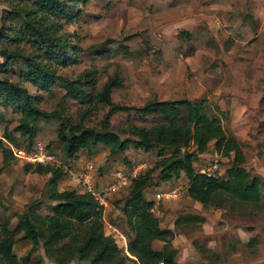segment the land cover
<instances>
[{
    "label": "rangeland",
    "instance_id": "1",
    "mask_svg": "<svg viewBox=\"0 0 264 264\" xmlns=\"http://www.w3.org/2000/svg\"><path fill=\"white\" fill-rule=\"evenodd\" d=\"M62 1L69 19L60 20L65 31L63 38L69 46L76 45L79 53L76 64L57 68L60 77L72 80L93 66L97 71L94 86L99 89L107 76L118 75L121 87L113 89L110 95L116 106L138 107L152 98L197 100L204 97L207 112L219 119L226 135L242 142L245 169L262 182L263 193L256 203L246 204L220 194L216 205L202 206L187 196V179L183 173L164 180L154 170L144 194L160 227L173 232L169 244L174 261L177 264H264V0H85L76 7L68 5V0ZM8 7L7 0H0V28L9 23L2 14ZM11 23L18 25L20 21ZM179 31H186L188 38L177 36ZM4 43L0 39V46ZM120 45L126 46L128 55ZM21 64L13 61L8 69L0 71V77L18 81ZM22 85L30 93L41 96L38 106L45 111L58 108L57 102L64 94L57 86H52L47 94L35 92L27 82ZM108 109L106 105L94 106L83 123L95 126ZM62 113L77 120L78 103L64 99ZM0 116V143L6 146L1 137L3 127L11 131L19 115L13 108L0 107ZM156 122L153 115L138 118L133 110L115 109L109 117V128L125 139L128 136L120 131L128 123L149 127ZM57 126L55 119L40 118L34 124L31 139L53 146L63 171L55 185L46 184L48 175L24 173L23 163L11 156L3 166L0 154V222L8 220L12 226L23 205L34 199L40 201L35 212L48 214L53 202L47 195L56 189H73L66 181V173L79 169L81 162L92 163V179L100 189L114 171L136 176L169 153L159 148L144 151L129 145L123 152L110 155L106 147L97 145L90 153L82 149L74 159H67L55 138ZM10 134L19 145L26 142L17 132ZM229 159L216 152L211 141L207 152L198 156L193 166L198 173L204 169L221 178ZM214 161L215 168H211ZM128 185L113 194L103 209L105 235L114 234L111 230L114 228L126 241L131 234L120 207ZM156 193H160V198H155ZM185 215H194L199 220L181 219L177 225L173 224L176 217ZM162 244L157 240L152 248L160 249ZM29 247L30 242L21 233L15 236L13 253L19 264H53L41 249L28 253Z\"/></svg>",
    "mask_w": 264,
    "mask_h": 264
},
{
    "label": "trees",
    "instance_id": "2",
    "mask_svg": "<svg viewBox=\"0 0 264 264\" xmlns=\"http://www.w3.org/2000/svg\"><path fill=\"white\" fill-rule=\"evenodd\" d=\"M7 2L9 7L2 14L9 23L0 28V39L6 43L0 46V71L8 69L13 61L18 60L22 64L18 81L0 77V107H10L17 112V124L11 131L17 132L26 142L19 145L11 137V131L3 127L1 137L6 143V146L0 143L3 166L10 156L15 159L8 144L28 147L36 140L31 139L35 133L34 124L40 118L58 121L55 138L67 159H74L82 149L90 153L96 145L106 147L110 155L123 152L129 145L144 151L159 148L169 153L156 161L149 170L133 177L128 185L129 190L120 210L131 234L127 241L130 257L118 249L113 237L105 235L103 208L91 195L77 193L73 189H56L47 195V199L53 202L48 214L35 212L40 201L34 199L23 205L22 212L16 216L12 226L8 220L0 222V264H19L13 253V245L15 236L20 233L30 242L28 253L41 249L44 257L53 264H177L169 244L173 232L160 227L157 217L150 211L151 202L144 194L156 169L164 180L177 178L183 173L187 179V196L202 206L216 205L220 194L246 204L256 203L260 199L262 182L250 175L243 166L242 142L232 135H226L219 119L207 112L204 97L197 100L152 98L138 107L116 106L110 95L113 89L121 87L118 75L107 76L96 89L94 82L97 71L93 66L82 70L72 80L63 79L56 72L57 68L78 62L79 49L76 45L69 46L70 43L63 38L65 31L60 20H69L64 1ZM84 2L68 0L67 4L76 7L77 3ZM17 19L20 24L11 23ZM177 36L188 38V33L179 31ZM108 42L114 40L108 39ZM120 47L124 54H129L126 46ZM100 48L105 51V48ZM19 81H22L21 84ZM25 82L35 92L49 94L52 86L61 88L64 94L57 102L58 108L51 111L41 109L38 106L41 96L30 93L22 85ZM66 98L78 103L77 120L62 113L63 100ZM98 104L106 105L109 109L95 126L85 125L83 120L86 115ZM214 108L219 111L217 106ZM115 109L133 110L138 118L153 115L157 122L149 127L128 123L120 131L128 137L122 139L109 128V117ZM211 141L216 152L230 158L221 178L198 173L193 166ZM45 146L54 151L50 143ZM22 170L24 173L48 175L47 185H55L63 175L61 167L52 164L25 163ZM181 219L187 222L199 220L194 215L178 216L173 224L177 225ZM154 240L163 242L160 249L152 248Z\"/></svg>",
    "mask_w": 264,
    "mask_h": 264
},
{
    "label": "built area",
    "instance_id": "3",
    "mask_svg": "<svg viewBox=\"0 0 264 264\" xmlns=\"http://www.w3.org/2000/svg\"><path fill=\"white\" fill-rule=\"evenodd\" d=\"M8 147L11 151L13 157L23 164H52L58 166L59 162L56 158L54 151L46 148L45 144L40 140H34L31 145L28 147H15L8 144ZM215 162L211 168H215ZM79 169L73 171H68L66 173V181L70 182L73 186V190L77 193H85L91 195L95 201L101 205L104 209L108 202L107 200L119 190L128 185L129 181L127 177H135L134 175L125 174L122 170H116L112 173L111 178L107 183L100 189L96 188L95 183L92 179L91 167L92 163L90 161L81 162ZM199 173L205 174L206 176H213L210 173L206 172L204 169H201ZM155 198H160V193H156ZM152 212V209L150 208ZM112 233L110 236L113 237L117 247L122 251L123 254L129 256L127 250V241L123 234L119 233L116 229L111 228ZM117 240L119 243H117Z\"/></svg>",
    "mask_w": 264,
    "mask_h": 264
},
{
    "label": "crops",
    "instance_id": "4",
    "mask_svg": "<svg viewBox=\"0 0 264 264\" xmlns=\"http://www.w3.org/2000/svg\"><path fill=\"white\" fill-rule=\"evenodd\" d=\"M97 146V145H96ZM96 146L94 147V149L96 148ZM207 150H208V148L203 152V153H201L199 156L201 157L202 155H204L206 152H207ZM76 169V168H75ZM104 176V175H103ZM102 178V177H101ZM60 180V179H59ZM58 180V181H59ZM187 187V186H186ZM155 241H157V240H154L153 242H155ZM153 242H152V244H153ZM155 250H158V249H155Z\"/></svg>",
    "mask_w": 264,
    "mask_h": 264
}]
</instances>
